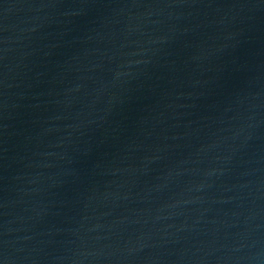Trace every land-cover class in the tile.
I'll return each instance as SVG.
<instances>
[{
    "label": "water",
    "instance_id": "1",
    "mask_svg": "<svg viewBox=\"0 0 264 264\" xmlns=\"http://www.w3.org/2000/svg\"><path fill=\"white\" fill-rule=\"evenodd\" d=\"M0 264H264V0H0Z\"/></svg>",
    "mask_w": 264,
    "mask_h": 264
}]
</instances>
